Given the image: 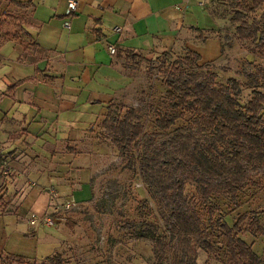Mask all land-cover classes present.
<instances>
[{"label": "crops", "instance_id": "obj_1", "mask_svg": "<svg viewBox=\"0 0 264 264\" xmlns=\"http://www.w3.org/2000/svg\"><path fill=\"white\" fill-rule=\"evenodd\" d=\"M22 1L30 6L33 45L0 40V148L16 171L0 200V264L42 261L55 254L52 241L60 249L68 240L65 224L34 227L29 216L54 208L43 187L78 201L92 194L104 145L94 130L130 82L120 64L126 49L149 57L192 48L202 60L222 50L221 38L207 33L218 28L212 0H78L70 13L68 0Z\"/></svg>", "mask_w": 264, "mask_h": 264}, {"label": "trees", "instance_id": "obj_2", "mask_svg": "<svg viewBox=\"0 0 264 264\" xmlns=\"http://www.w3.org/2000/svg\"><path fill=\"white\" fill-rule=\"evenodd\" d=\"M10 1L19 6L28 2ZM262 1H242L238 5L255 10ZM245 15L243 10L236 9L231 17L237 23V37L253 38L264 52V19L248 21ZM195 30L200 32L198 37H207L200 28ZM184 51L185 54L175 58L162 57L159 63L164 70L167 104L180 112L156 108L153 130L147 129L134 106H127L122 116L112 113L103 120L119 149L129 154V166L138 164L143 182L169 198L167 233L136 234L155 241L156 264L165 263L172 240L177 243L175 248L180 249L177 264H197L198 248L214 251L212 229L204 225L194 198L209 204V218L213 220L211 199L215 193L236 199L246 184L264 183V68L258 66L250 73L251 96L243 102L238 78L229 77L223 82L213 69H195L212 60H202L200 52L192 48ZM250 51L256 53L257 49L251 47ZM125 52L131 58L123 62L126 68L137 69L138 61H151L133 50ZM150 69H154L153 65ZM179 115L187 116L188 121L169 132ZM164 132L169 134L160 138ZM140 146L142 152L137 151ZM188 184L194 187L190 197ZM213 222L224 236L232 257L241 259V264H264V258L238 234L236 221L230 225L222 217H216ZM250 230L254 234L264 233L258 217L253 218ZM46 260L51 264H68L62 252L47 256Z\"/></svg>", "mask_w": 264, "mask_h": 264}, {"label": "rangeland", "instance_id": "obj_3", "mask_svg": "<svg viewBox=\"0 0 264 264\" xmlns=\"http://www.w3.org/2000/svg\"><path fill=\"white\" fill-rule=\"evenodd\" d=\"M242 1L251 0H212V6L215 7L218 17V28L207 33L221 38L222 50L218 58L203 62L204 64L195 69H213L217 72V79L223 82L229 77L238 78L243 88L241 100L245 102L251 96L250 73L258 66L264 68V52L253 38L239 39L237 37L235 30L237 23L233 22L231 17L236 9H241L246 13L245 18L248 21L254 18L263 21L264 0L255 10H248L246 6L238 5ZM29 8L30 6L27 8L17 6L10 0H0V40L9 36L8 38H15L21 44L25 41L26 45H33L31 33L27 32V29H30L28 27ZM251 47H255L257 52H251ZM185 52L169 50L152 53L148 57L151 61H138L140 66L137 69L124 67L123 62L130 61L131 58L126 56V52L121 55L123 57L120 64L130 73V82L122 90L120 97L112 101L105 117L98 125V130H94L104 145L99 152L98 163L90 176L93 185L92 194L78 201L77 197L70 196L73 195L72 193L60 192L59 197L54 200V205L62 204L63 199L69 196L76 201L74 206L55 213L59 217L57 223L65 224L68 233V240H65L60 247L68 262L156 264L155 241L151 238L136 237V234L140 231L150 235L167 233L166 202L169 198L143 182L138 164L129 166V154L119 149L112 139L111 130L104 126L103 120L106 117L108 119L112 113L122 116L127 106H134L146 123L147 129L153 130L156 108L180 112V109H172L167 104L168 97L165 90L167 86L163 81L164 70L159 68V63L162 57L175 58ZM152 65L153 70L150 69ZM187 121V116L179 115L176 124L169 132ZM167 134L169 133H162L160 138L167 137ZM142 149L143 146H140L137 151L142 152ZM9 155L0 148V200L6 193L5 188L10 176L13 177L16 173V171L4 172V162L9 171L12 168L8 159ZM10 182H13V179ZM24 182L16 187L17 192L21 190ZM36 183L31 181V184L36 185ZM187 187V194L190 197L194 187L190 184ZM43 188L46 190V187ZM54 188L59 193L58 189ZM193 202L204 225L212 229V239L215 243L214 251L197 249V264H241V259L237 260L227 251L226 240L213 222L216 217H222L230 225L236 221L238 225L235 229L239 231L238 234L264 258V233L254 234L250 230L254 217H258L260 224L264 227V183L261 186L246 184L236 199L224 193H215L211 199V206L215 211L213 220L209 218V204L201 203L196 198ZM176 244L173 240L169 243L164 264H177L176 258L180 254V249L175 248ZM60 249L56 242L52 241V252L57 253ZM15 262L25 264V261L18 259L10 260V263L16 264ZM31 264L51 263L44 259Z\"/></svg>", "mask_w": 264, "mask_h": 264}, {"label": "built area", "instance_id": "obj_4", "mask_svg": "<svg viewBox=\"0 0 264 264\" xmlns=\"http://www.w3.org/2000/svg\"><path fill=\"white\" fill-rule=\"evenodd\" d=\"M207 0H197V2L204 6L206 4ZM78 6V0H68V12H72L75 11L77 9ZM64 25L66 27L70 26V21L69 20H65ZM114 29L120 30L121 27L120 26H116L114 27ZM108 49L111 53H115L116 52V46L114 43H110L108 45ZM4 165V172L8 173L9 168L7 167V165H5V162L3 163ZM46 190L48 191L51 199L54 201L56 198L59 197V193L57 192V190L54 187H46ZM76 204V201L72 198H65L63 199V203L62 204H53L54 208L51 211H46L44 213H37L35 211H32L30 213L29 216V222L32 226H53L57 223V221L59 220V217L55 214L56 212H58L59 210H63V209H68L72 206H74Z\"/></svg>", "mask_w": 264, "mask_h": 264}]
</instances>
